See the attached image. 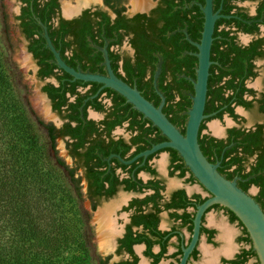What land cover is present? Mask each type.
Here are the masks:
<instances>
[{
    "label": "flooded vegetation",
    "instance_id": "af4514ba",
    "mask_svg": "<svg viewBox=\"0 0 264 264\" xmlns=\"http://www.w3.org/2000/svg\"><path fill=\"white\" fill-rule=\"evenodd\" d=\"M204 4L205 0H150L145 9L133 10L131 4L128 11L122 0H97L77 10L69 6L71 13L64 15L60 0H19L14 24L26 43L50 119L32 115L70 194L78 205L88 206L83 225L91 214L97 218L98 248L103 252L98 264H181L197 207L211 194L175 150L142 155L167 139L111 88L74 79L60 69L39 22L68 67L107 76L106 50L116 78L156 107L163 96L162 112L173 110L170 117L182 118L193 94L198 66L193 43L199 44L202 37ZM212 12L217 18L198 144L221 175L236 180L257 201L264 197V0H212ZM161 153L166 154L163 161ZM209 212L222 213L225 222L241 227L239 250L220 253L214 262L246 264L252 257L242 261L241 255L251 247L242 240L245 228L220 205L204 211L197 242L184 264L199 262L201 254L200 264L207 262L204 248L215 253L227 245L221 238L226 225L207 222ZM99 224L110 228L103 232L105 249ZM217 240L224 245L214 252Z\"/></svg>",
    "mask_w": 264,
    "mask_h": 264
},
{
    "label": "trees",
    "instance_id": "16d2710c",
    "mask_svg": "<svg viewBox=\"0 0 264 264\" xmlns=\"http://www.w3.org/2000/svg\"><path fill=\"white\" fill-rule=\"evenodd\" d=\"M2 57L0 52V264H86L88 251L82 234L74 229L83 220L78 212L67 217L78 203L42 141L38 120L12 94ZM190 106L191 102L187 110ZM170 113L175 112L169 110L168 119L184 133L186 116ZM256 202L263 206L264 197ZM244 234L242 240L251 245L245 230ZM63 250L68 258L58 262ZM42 256L48 262L40 260ZM241 256L245 261L255 253L250 247Z\"/></svg>",
    "mask_w": 264,
    "mask_h": 264
},
{
    "label": "water",
    "instance_id": "95a60500",
    "mask_svg": "<svg viewBox=\"0 0 264 264\" xmlns=\"http://www.w3.org/2000/svg\"><path fill=\"white\" fill-rule=\"evenodd\" d=\"M95 1L97 0H60V3L64 15H67L71 13V8L69 6H76L75 10H77L82 6H86L90 2ZM149 2L150 0H134L132 2H126L125 5L128 8V11L131 9L128 7L131 4L133 10H141L145 9ZM18 7L19 0H7L8 27L12 46L34 103L41 112L42 116L46 119H50V115L45 107L43 99L42 97L40 98V83L34 78L35 68L33 67L32 62H29V56L25 52L26 43L19 36L17 28L14 24L13 16L18 13ZM201 10L204 14V25L200 43H193L198 49V53L195 54L198 58V66L196 69V78L192 81L193 94L190 96L191 106L186 111L187 118L184 133H181V131L174 124H172V122L162 112V107L164 105L163 96L161 103L156 107L151 102L146 100L138 90L130 88L128 85L116 78L110 69L106 50H104V55L106 59L107 76L75 71L74 69L68 67L60 57L59 52L55 49L47 34L46 27L40 22L39 25L43 30L46 47L52 53L54 61L60 69L64 70L74 79L85 82L102 83L104 86L111 88L124 97L138 113L143 115L144 118H147L167 139V141L156 144L150 150L143 152L142 155L147 156L164 148L175 150L183 160L185 166L192 173L193 177L211 194L210 198L197 207L196 216L194 218L192 239L188 247L183 249L181 264L185 263V260L197 242L200 220L204 211L213 205H220L234 214L237 220L245 228L251 241L252 250L255 253L259 264H264V209H262L252 196L238 187L236 180H228L221 175L217 170L218 166L211 164L206 159L198 144L199 127L205 117L203 112L206 101L209 66L211 64L209 59L210 47L212 43L213 27L217 18V14L212 12V0H205V4L204 6H201ZM211 129L214 132L218 131L216 124H213ZM57 147H60V143H58ZM59 155L62 156L60 153ZM165 155V153H161L159 160L163 161ZM67 163L69 164L68 161ZM249 191L253 194L256 193L253 187H251ZM101 216L103 215L101 214ZM206 219L207 222L209 220L213 221V223L217 226L226 225V227L222 226L221 228V238L227 245L219 250V248L224 245V242L217 240V247L214 249V252L219 250L218 252L212 253L208 250V248H204L203 250L204 255L209 259L207 262H203L202 264H216L214 259L218 254L222 253L227 255L231 253V248L234 253L239 250L241 245L236 239H238L241 232V227L237 222L232 224L225 222L222 213L214 214L209 212ZM99 225V234L103 249H105L108 247V242L103 232H108L110 228L106 224H103V226L102 224ZM202 246H204L203 241L201 242L200 249ZM203 258L204 257L201 254L198 260L199 262H194V264H200L203 261ZM256 258H250L246 264H258Z\"/></svg>",
    "mask_w": 264,
    "mask_h": 264
},
{
    "label": "rangeland",
    "instance_id": "374dc122",
    "mask_svg": "<svg viewBox=\"0 0 264 264\" xmlns=\"http://www.w3.org/2000/svg\"><path fill=\"white\" fill-rule=\"evenodd\" d=\"M125 3L126 2H132L134 0H122ZM4 18H6V22L4 21ZM0 52L2 54L3 63H4V69L6 70L10 83L12 84V88L16 94H14L12 90V94L17 99V97L20 99V101L23 103V105L27 108V110L30 111V113L34 114L35 116L42 119V114L37 108L36 104L34 103L30 91L28 89L27 83L25 81L24 75L22 73L20 64L18 62L17 56L15 54L14 48L12 46L10 31L8 27V17H7V0H0ZM17 96V97H16ZM15 99V100H16ZM28 111V112H29ZM29 113V114H30ZM31 116V115H30ZM68 183V180H66ZM39 198V196L37 195ZM88 211V206L86 202H83L82 206L77 204V207L72 209V212H68L67 217L71 218L72 213L78 212L82 220L85 219V215L83 211ZM75 214V215H76ZM79 220H81V218ZM77 217L73 216V219H76ZM95 216L91 214L90 220L88 222V225L85 223V225H78L75 226L74 229L78 230V234H82L81 236L85 235L84 242H86L88 248H89V256L87 258L86 264H98V257L103 255V252L99 250L98 248V241H97V219ZM85 221V220H84ZM86 222V221H85ZM73 253L76 252L73 250ZM65 258L67 257V252L63 250L61 261L58 262H65ZM43 262L47 261L48 259L46 256H42L40 258Z\"/></svg>",
    "mask_w": 264,
    "mask_h": 264
}]
</instances>
